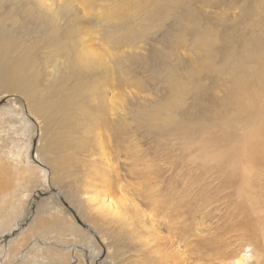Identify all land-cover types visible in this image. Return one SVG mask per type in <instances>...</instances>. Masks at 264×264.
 <instances>
[{
  "label": "rangeland",
  "instance_id": "1",
  "mask_svg": "<svg viewBox=\"0 0 264 264\" xmlns=\"http://www.w3.org/2000/svg\"><path fill=\"white\" fill-rule=\"evenodd\" d=\"M0 18V264H264V0Z\"/></svg>",
  "mask_w": 264,
  "mask_h": 264
},
{
  "label": "bare ground",
  "instance_id": "2",
  "mask_svg": "<svg viewBox=\"0 0 264 264\" xmlns=\"http://www.w3.org/2000/svg\"><path fill=\"white\" fill-rule=\"evenodd\" d=\"M6 22H7L6 19L0 18V83H5L9 79H11L13 76H16L18 73L20 74L26 73L25 65L21 67V64H20L21 62H23V60L19 62L14 61L10 58L8 54L11 51V48L8 46L7 42H8L9 37L12 35L11 34L12 29L9 25H6ZM14 66L15 68H13ZM0 95L4 96L1 93ZM40 123L42 122L40 121ZM259 130H260V127H259ZM255 146L256 144L253 145V147Z\"/></svg>",
  "mask_w": 264,
  "mask_h": 264
}]
</instances>
